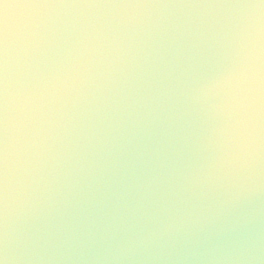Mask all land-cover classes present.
I'll return each mask as SVG.
<instances>
[{
    "label": "clouds",
    "instance_id": "clouds-1",
    "mask_svg": "<svg viewBox=\"0 0 264 264\" xmlns=\"http://www.w3.org/2000/svg\"><path fill=\"white\" fill-rule=\"evenodd\" d=\"M0 264H264V0H0Z\"/></svg>",
    "mask_w": 264,
    "mask_h": 264
}]
</instances>
